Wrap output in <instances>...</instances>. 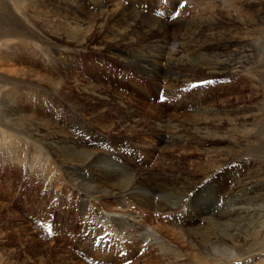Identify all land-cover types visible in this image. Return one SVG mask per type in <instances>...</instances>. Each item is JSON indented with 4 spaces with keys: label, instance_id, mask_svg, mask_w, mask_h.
Masks as SVG:
<instances>
[{
    "label": "rangeland",
    "instance_id": "rangeland-1",
    "mask_svg": "<svg viewBox=\"0 0 264 264\" xmlns=\"http://www.w3.org/2000/svg\"><path fill=\"white\" fill-rule=\"evenodd\" d=\"M125 1L120 3L131 12L126 18L137 16L160 26L154 40L145 37L147 30H136L133 38L138 46L159 41L166 49L178 47L189 55L206 47L218 52L216 44L241 43L239 50L245 49L248 60L241 55L229 61L244 62V70L203 80L204 75L197 71L209 64L213 55H190L180 64L184 68L180 75L189 77L191 83L173 96L162 95L165 89L160 83L173 80V71L154 75L146 67L145 72H139L106 53L105 47L114 41L110 30L122 35L130 28V20L114 27L118 21L124 22L117 14L110 15L119 0L110 2L105 22H98L93 31L87 23L92 21L90 15L99 11H93L88 2L89 15L76 17L78 28L72 18L70 27L58 26L54 31L56 17L38 19L30 14V27L37 26L35 38L29 32L26 39L1 40L9 41L6 49L0 47V81L5 83L1 92L11 95L0 100V110L10 104L24 116L33 117L35 129L44 130L37 144L0 136V264H212L197 259L202 257L198 255L201 246L194 245L183 231L194 235L195 228L206 226L195 220L196 211L220 212L223 202L216 200L220 184H230L243 174L264 176V4L240 0L241 8L235 14L230 9L233 0H199V4H193L194 0ZM52 4L49 11L56 9ZM1 23L2 19L0 29L4 28ZM61 35L64 41L57 40ZM78 38L87 48L90 42L93 46L79 48L75 44ZM27 43L43 47L46 55L36 48L34 55L26 56ZM132 56H139L134 48ZM29 70L35 77L23 75ZM42 75L49 79L50 88L40 83ZM211 95L217 101L209 99ZM99 97H106V107L94 104ZM223 101H229L225 107L229 122L218 128L203 123L211 113L202 110ZM196 128L204 134L199 137L215 132L218 138L231 134L236 140L245 131L251 132L249 137L256 135L245 141L204 146L203 150ZM53 137L75 141V151L62 153L75 163L86 159L83 152L103 155V161H92L79 172L84 174L81 186L79 180L72 181L78 175L67 176L46 146L44 140ZM106 172L119 178L108 198L91 193L86 179L103 183ZM131 178L137 183H129ZM194 181L200 182L197 191L192 189ZM243 201L244 205L252 203L246 200L245 191L237 193L230 204ZM150 203H161L162 211L148 209ZM259 221L257 216L240 225L258 226ZM247 240L248 259L264 264V231Z\"/></svg>",
    "mask_w": 264,
    "mask_h": 264
},
{
    "label": "bare ground",
    "instance_id": "bare-ground-1",
    "mask_svg": "<svg viewBox=\"0 0 264 264\" xmlns=\"http://www.w3.org/2000/svg\"><path fill=\"white\" fill-rule=\"evenodd\" d=\"M1 1H3L4 4H0V19H2L1 24L4 28L0 29V47H3V49L4 48L6 49L7 44H9V41H1V40H4L6 38L10 39L14 37L15 38L21 37V38L26 39L25 35L26 33H29V32L32 33L31 37L35 38L34 32L37 26L35 24L34 27L32 26L33 28L30 27V24H31L30 22L32 20V18H30V14H33L38 19H41V18L50 19L52 18L51 15L56 17L55 19L52 18L54 19V22L56 24L54 25L57 26L56 28L53 27L54 31L58 29V26L59 28L63 25L66 27H70L69 20L70 19L72 20V18L74 20L73 22L74 27L78 28L79 24H78L76 17H78V15H80V17L89 15L90 9L85 8L86 3L88 2L87 4L93 5L92 6L94 8L93 11H99V13L97 14L96 13L91 14L90 16L91 17L93 16L92 21L87 23L90 25L89 29L93 31L98 22H101V23L105 22L107 18V13H108L107 9L111 8L112 5L110 4V2H112L113 0H72L70 2H68L69 0H54V1L53 0H47V1H43V0H9V1L1 0ZM127 1L128 0H126L125 2ZM239 1L240 0H233V3H232V5L236 6L237 9L233 8V6L232 7L230 6V9L233 10L235 14L238 13V11L241 8V4L239 3ZM52 3L56 4V7L55 6L54 7L58 11L54 8L51 9L52 11L51 10L49 11L50 7L53 6ZM199 3H200L199 0L193 1V4H199ZM255 4L263 5L264 0H258L257 2H255ZM125 10L127 11V14ZM42 14H45V16H42ZM114 14H117L118 16H120L121 20L124 21V22H119L117 19L118 23L114 27L123 26L125 23H128L127 22L128 20H130L131 23H128L130 24V28L122 35L116 29L112 28L110 30L109 34L113 37L114 41L112 45L105 47V48L108 47L106 53H108L112 57L120 59V61L125 62L126 64H129L130 66H135L137 69H139V72H145L146 70L144 68L146 67L150 68L152 73H154V75H157L159 73H161V75H167L168 71L169 72L173 71L174 73L173 77H175L173 79L174 81L168 80V81L160 83L163 85V89H165L164 90L165 92H161L162 95L173 96L175 95V92L177 93L181 92L180 90L183 87L185 88L186 85L191 83L189 77L182 78V76L180 75L184 71V68L180 66V64H182V62L185 60H189L191 56L197 55L199 57H205V55H208V53L213 55V57H210V63L206 64L204 67L200 68L197 71V73L204 75L203 80H208V79H213V78L218 79L220 77H223L224 74H227V73L235 74V72H237L240 69L244 70V66H245L244 62L234 64L232 61H229L230 57H240L241 55H243V59L248 60V56L245 55L247 53L244 52L245 49L239 50L240 46H242L241 43H235V42L231 44H216V46L218 47V52H213L212 48L206 47V48L200 49L199 52L197 51V53L195 52L196 54L191 53L189 55L186 53V51L184 52L178 47L171 46V48L166 49V47H163L164 45H162L159 41H152V42L146 43V45L144 46H138L136 43V40L133 38V35H135L134 33L136 32V30L138 31L143 30V29L147 30L145 37L153 39V37H158L157 33L160 31V26L158 25V23H153L152 25H149V23H146L144 20H141L137 16H135L134 19L126 18V16H131V12L127 8L122 6V3H120V0L119 2L115 3V5H113L110 10V15H114ZM132 14L134 13L132 12ZM83 21L86 22L85 19H83ZM83 24L84 23L82 22V24L80 25L79 32L82 31ZM99 28L100 29L102 28V24L99 26ZM204 29L205 28L203 27V30ZM37 37L40 38L39 36ZM57 40L64 41V37L61 35L60 38ZM75 44L78 45L79 48H83V49H88L89 46L90 47L93 46V43L90 42L87 48L86 47L87 43L84 42L83 40H80L79 38L76 40ZM18 45L22 46L21 43H18ZM24 45H25L24 49L26 51L25 54H27L26 56H28L29 54L34 55V52H36V48H39L40 51L46 55L45 49L41 46L32 45V44L29 45V43L24 44ZM13 46L17 47L16 45H13ZM133 48L135 49V52L139 55L138 57L132 56ZM12 51H16V49H13ZM7 55H8V51H4V56H7ZM58 55H60V53ZM57 58L60 59L59 57ZM9 59L11 60L12 58H9ZM131 59L134 62H132ZM157 62L160 64L158 65ZM206 72L207 74H205ZM23 75L26 77L30 75L32 77H35L36 73H33L32 70H29L27 74H23ZM192 78L193 80H196L195 74L193 75ZM39 79H40V83L45 82L46 86H49V88L51 87L49 79H47L44 75H42ZM155 79L157 80V78ZM179 81L182 83L179 84L178 83ZM0 83H1L0 100L4 101L6 100V98L10 99V95H11L9 94L10 92H1V88L2 89L4 88L5 83L1 81ZM99 87H100L99 85L96 86V88H99ZM185 90H187V88ZM195 92H196V94L194 93L195 95L197 96L200 95L199 92L197 91ZM208 96L205 97L204 101L207 99ZM209 99L216 100V97L215 95H211ZM104 100H106V97H99L97 98L94 104L103 106L104 108L107 106V103H106L107 101L105 102ZM204 101L201 98H199L200 103ZM6 105H4V109L0 110V136L4 137L5 139H9V140L16 139L20 141H29V142L31 141L32 143H35V144L40 143L42 139L41 133H42V130L44 129L43 128L35 129L32 126L33 124L32 120H34L33 117L31 118L29 115L24 116L14 106L10 104L7 106ZM228 105H229V101H223V102H219L215 106L211 104L209 106H212V107L202 110V112L211 113L210 117L203 118V123L218 128L220 127L222 122H229V119H228L229 117L225 116L227 113V111L225 110V107H227ZM222 113H225L223 118L220 116ZM23 120H27L28 123L24 124ZM43 123L45 125L47 124L45 122ZM200 129L201 128L195 129V136L197 138L201 135H204V134H201L202 132L199 131ZM204 129H207V128L205 127ZM3 131H9V132L16 133L17 137H14L11 134H6ZM250 134L251 132H247V131L242 132V135L237 136L239 137L237 138V140L238 139H241L243 141L249 140L250 137L252 136L255 137L256 135V134H252L249 137ZM196 137L194 139H196ZM218 137L219 136L216 134V132L213 136L205 135V136L199 137L200 139L198 140V142H199L200 148L204 150V146L219 145L220 143H224L227 141H237L236 138L231 134H229L227 137H222V136L220 138ZM44 141H45L46 146L51 151H53L55 155V159L59 167L66 170L64 171L65 174H67V176L68 175L72 176V174L78 175L77 177L74 176L75 180L72 179V181L74 182V181L79 180L78 182L79 186H81L82 184L80 179L84 177V174H79V172L84 171V169H86L92 161H95V163H98L104 160L102 158L103 155H100L98 152L96 153L94 151H88L87 153L83 152V154L86 156L85 160L75 163L74 161L69 160V155H68L70 152H73L76 150L75 141L71 142L70 140H66V139L60 140L57 138L55 139V137L48 138ZM25 145L28 147L29 143L27 142ZM64 152H68V154L66 155L62 154ZM248 154L251 155L250 152L247 153V155ZM104 155L110 156L109 154H104ZM92 165L94 166V164ZM114 174L111 172L103 173L102 177L104 181L103 183H100V184L97 181L99 179L86 178L87 180L90 181L89 183H91L90 190L93 191V192L91 191V193L95 194L96 192V193L101 194L102 197H107V198H108V195H112V191L114 190L113 185H115L114 182L115 181L117 182L119 179V178L117 179L116 177L118 176V174L116 176ZM243 175L242 177L238 179H234L230 181V184L229 183L224 184V185L220 184V188H218L217 190L218 196L216 200L218 201V199H220L223 202L222 203L223 207L221 209L219 208L220 209L219 213L215 215L211 214L210 209H207V211L206 210L196 211L198 216L197 218H195V220L199 223H202L203 225H206L205 227H198L195 229L193 228L195 236L191 234V231H183L184 233L186 232V234L189 235L190 241H192L194 245L201 246V250L200 252H198V255L202 257L197 258L200 262L212 263V264H234V262H237L235 264H239L240 262L243 261L246 264H256L253 262L252 259H248L247 257V256H250L251 254L248 253L249 249L247 248L249 246L247 247L246 243L248 241L247 240L248 238H250V240H253L254 238L258 236L260 237V234H262V232L264 231V209L261 208V210L263 209L262 211H260L259 213L256 212L257 207H262L264 205V176L259 175L253 178V177H249L248 174H243ZM128 181L129 183L136 182V180H132V178L129 179ZM121 183L123 185V182ZM198 185H200V182H195V181L192 182V189L194 188L195 191L199 190L200 186L197 187ZM84 186H85V183H84ZM242 191H245L246 200H249V202L252 200V203L251 204L248 203L244 205V201H243L241 204H237L235 202L233 204H230L232 198H234L237 193L239 194V192H242ZM160 204L150 203V205L147 208L150 210L152 209L155 212H159V211H162V206ZM205 204L208 205V203H205ZM197 206H201V205L198 204ZM206 207L208 208V206ZM257 216H259L261 220L257 223L258 226H256L255 224L253 226L240 225L243 222V220L245 219L254 220ZM112 221H120V220H112ZM256 228H259L260 230H256ZM250 230H252L251 233H250ZM183 232L182 234H184ZM257 247H262V246H257ZM259 264H263V263H259Z\"/></svg>",
    "mask_w": 264,
    "mask_h": 264
},
{
    "label": "snow or ice",
    "instance_id": "snow-or-ice-1",
    "mask_svg": "<svg viewBox=\"0 0 264 264\" xmlns=\"http://www.w3.org/2000/svg\"><path fill=\"white\" fill-rule=\"evenodd\" d=\"M181 7H183V5H181Z\"/></svg>",
    "mask_w": 264,
    "mask_h": 264
}]
</instances>
